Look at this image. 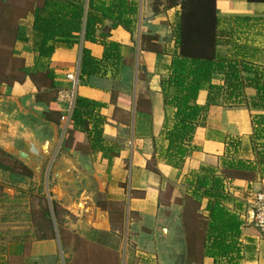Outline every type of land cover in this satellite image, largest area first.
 <instances>
[{"label":"crops","instance_id":"1","mask_svg":"<svg viewBox=\"0 0 264 264\" xmlns=\"http://www.w3.org/2000/svg\"><path fill=\"white\" fill-rule=\"evenodd\" d=\"M38 1L0 0V71L10 76L18 67L22 78L0 77V149L15 155L20 140L40 148L54 139L46 159L54 158L57 185L70 190L60 188L62 201L92 218L89 229L107 245L109 256L99 253L97 264H128L133 249L145 255L141 264H264V233L251 223L242 227L238 215L251 219L243 203L250 192L264 191V148H256L264 141L253 138L252 111L209 105L185 142L183 161H165L176 112L166 97L175 92L168 80L178 54L179 1L125 0L127 27L110 19L97 26L98 39L109 46L84 37L89 0H80L79 31L42 45L45 36L34 26ZM216 9V56L247 66L240 72L245 79L264 73V1L216 0ZM83 49L96 61L90 75L80 72ZM100 61L117 64V74H97ZM47 72L52 80L45 84ZM70 72L77 84L67 79ZM210 80L224 88L226 75L215 72ZM67 89L75 100L95 104L84 127L71 122L75 100L57 98ZM208 95L200 89L195 103L205 106ZM243 95L252 100L257 90L246 85ZM216 204L224 218L240 222L238 233L212 212ZM60 242L69 245L65 237ZM58 244L55 238L34 241L31 255L50 256Z\"/></svg>","mask_w":264,"mask_h":264},{"label":"trees","instance_id":"2","mask_svg":"<svg viewBox=\"0 0 264 264\" xmlns=\"http://www.w3.org/2000/svg\"><path fill=\"white\" fill-rule=\"evenodd\" d=\"M181 5L180 23L177 34L178 54L173 58L171 65V75L169 84L175 88V92L171 96L166 97V101L176 108L175 123L173 128L168 132L169 147L166 153L165 161L167 163H181L186 154L185 142L191 137L198 118L203 115L209 105L218 104L217 96L226 90L228 98L231 101H239L243 103L245 97L243 88L251 85L256 88L257 96L250 100L253 107H257V103H264V73L256 75L254 78L245 79L241 76V70H249L245 65L240 68L237 63L231 62L224 58L216 56V38H217V9L216 0H176ZM249 2H263L264 0H247ZM83 2L80 0H40L34 8L36 30L41 32L45 37L43 44L48 39L55 36H70L73 32L79 31L83 13ZM71 6V9L69 8ZM125 0H111L109 4L102 0H89L88 12L85 23L84 37L87 41L100 42L106 46L109 43L101 37H97V26L105 19L122 22L127 27L129 21L124 19ZM65 16H69V20H65ZM6 51V52H5ZM1 51L5 59L11 56L10 51ZM51 50L44 52L49 55ZM4 61V60H3ZM19 62H16V65ZM18 66V65H17ZM96 61L90 57L89 51L82 50L80 72L90 75L94 73ZM15 74L7 76L0 71V77H10L22 80L18 73V67L14 69ZM224 72L226 75L225 87H218L211 84V75L215 72ZM34 82L37 80L31 77ZM45 84L48 80H52V73L47 72L43 79ZM207 88L209 91L207 103L200 106L195 103L198 91ZM95 104L84 99H76L75 106L71 118V122L87 125L88 109ZM260 105V104H259ZM250 108V107H249ZM51 112L60 116L58 110L50 106ZM49 117V116H48ZM58 123V122H57ZM264 124V116L259 115L254 118V135L259 137L261 129L260 125ZM86 132L87 129H84ZM0 152L6 158L14 160V163L20 167V174L25 177H32V171L14 156L6 153L2 149ZM3 170L14 171L15 167L0 163ZM156 171V170H155ZM207 181H198V187H204ZM209 195L219 197L218 194L206 192ZM220 203V202H219ZM54 214L56 215V207L54 203ZM212 212L223 221L228 228H237L240 222L235 223V219L229 217L224 218L225 210L216 204L212 207ZM44 220L39 225L40 234L35 237V241L48 240L55 238L54 223L51 218L48 206L43 207Z\"/></svg>","mask_w":264,"mask_h":264},{"label":"rangeland","instance_id":"3","mask_svg":"<svg viewBox=\"0 0 264 264\" xmlns=\"http://www.w3.org/2000/svg\"><path fill=\"white\" fill-rule=\"evenodd\" d=\"M217 100L218 104L225 108L250 107L254 118L259 115L264 116V103H257V107H252L250 100L242 101V104L239 101L234 103L228 98L226 90L217 96ZM259 128L261 129L259 137L254 135L253 138L263 142L264 124ZM255 142L254 146L257 144ZM257 145L259 146L256 148H264V143L258 142ZM12 156L21 161L17 156ZM52 159L54 158L46 159L39 175L32 172V177H25L20 174V167L14 163V160L6 158L0 152V163L15 167V170L11 172L0 168V264H97L96 259L99 253L109 256L103 237L89 229L92 218L78 212L74 202L62 201L60 188L65 191L70 190L57 185L52 173L53 166L50 165ZM82 202L80 201L81 204ZM45 205L48 206L54 222L55 239L59 243L58 250L50 256L34 259L31 255V244L40 234L38 224L44 220ZM56 216L59 218L58 223H56ZM64 237L69 247L61 246L60 241ZM132 254L128 264H141L145 261L140 258L145 256L140 251L135 255L133 249Z\"/></svg>","mask_w":264,"mask_h":264},{"label":"built area","instance_id":"4","mask_svg":"<svg viewBox=\"0 0 264 264\" xmlns=\"http://www.w3.org/2000/svg\"><path fill=\"white\" fill-rule=\"evenodd\" d=\"M117 64H111L107 61H100L97 64V74L102 76L112 77L117 74L118 70ZM67 79L71 82L78 83V76L74 72H70L66 75ZM57 98L62 103H73L75 100V94L67 89L60 90L57 93ZM66 116H62L61 119H65ZM92 125V123H91ZM95 125V124H94ZM93 131L94 128L92 127ZM235 139V138H234ZM233 138H230V143L234 142ZM243 208L251 211V219H248L246 214L239 213V217L242 219L241 226H246V224H250L255 228V230L263 234L264 233V191L259 190L256 192H250L246 197L245 202L243 203Z\"/></svg>","mask_w":264,"mask_h":264},{"label":"water","instance_id":"5","mask_svg":"<svg viewBox=\"0 0 264 264\" xmlns=\"http://www.w3.org/2000/svg\"><path fill=\"white\" fill-rule=\"evenodd\" d=\"M54 139L46 141L40 148L28 140H20L19 145L14 149V154L35 174L39 175L42 171L46 156L50 153ZM57 177V175H55Z\"/></svg>","mask_w":264,"mask_h":264}]
</instances>
